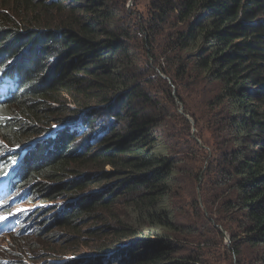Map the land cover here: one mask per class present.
<instances>
[{
	"label": "trees",
	"instance_id": "16d2710c",
	"mask_svg": "<svg viewBox=\"0 0 264 264\" xmlns=\"http://www.w3.org/2000/svg\"><path fill=\"white\" fill-rule=\"evenodd\" d=\"M149 1L153 22L148 35L155 41L166 33L172 35L170 44L173 41L177 50L184 52L183 69L188 70L194 59L200 69L220 81L228 109L237 115L239 139L223 155L226 172L220 178L214 173L216 186L225 188L209 219L223 223L240 264H264V0ZM20 4L30 6L29 23L18 17ZM11 5L14 7L8 9L13 13L4 10L0 14V49L14 56L17 44L26 53L20 68L25 93L6 105L0 134L16 145L54 124L65 125L56 138L59 152L47 155L50 149L42 144L28 162L25 183L36 184V201L56 200L58 193L79 195L67 199L70 218L60 220L63 229L73 226L72 221L81 213L107 208L113 201L134 205V216L150 218L129 225L119 222V239L132 237L125 242L133 244L129 247L125 243L122 251L128 254L134 249L129 255H135L142 244L146 249L136 255L141 259L136 264H183V260L172 258L182 239L180 223L171 207L162 208L176 167L164 155L166 145L152 147L148 130L152 120L146 114H134L128 133L115 140L103 136L98 151L85 152L87 147L78 142L80 134L92 132L87 130L98 123L99 117H110L101 116L99 107L88 109L89 87L104 92L103 96L95 92L97 103L111 97L117 104L123 103L136 95L135 80L127 78L117 64L128 55V47L121 39L125 33L117 24L116 8L108 0H12ZM51 64V72L42 75ZM63 91L75 95V109L66 106L73 101ZM246 137L249 143L244 141ZM75 144H80L76 151L72 149ZM61 177V184L41 183L47 178L61 182ZM112 179L114 184L107 185ZM96 182L101 184L96 186ZM151 208L154 212L159 208L160 214H153ZM109 215L115 217L112 212ZM145 228L161 234L155 240L139 238ZM5 257V264H11L12 257ZM69 264L82 261L71 260Z\"/></svg>",
	"mask_w": 264,
	"mask_h": 264
},
{
	"label": "rangeland",
	"instance_id": "374dc122",
	"mask_svg": "<svg viewBox=\"0 0 264 264\" xmlns=\"http://www.w3.org/2000/svg\"><path fill=\"white\" fill-rule=\"evenodd\" d=\"M11 2L12 0H0V14L4 10L10 11L8 7H14ZM108 2L110 6L116 8L117 24L122 25V31L125 33L121 39L128 47V55L121 57L117 64L127 74V78L135 80L133 89L136 95L134 99L123 103L117 104L114 97L109 101L97 103L95 92L101 96L104 92L99 88L90 90L89 87L86 95L88 109L96 110L99 107L101 116L110 114V117L104 119L99 117L98 123L87 130L92 132L80 134L78 142L87 147L85 152L90 149L98 151L103 136L104 138L113 136L111 140L122 138L128 133L134 114L140 113L139 116L146 114L152 120V125L148 127L153 137L152 147L157 143L166 145L164 155L176 167L174 180L169 179L170 190L162 205V208L171 207L177 218L176 222L180 223L182 239L172 258L183 260V264H240L223 223L209 219L214 215L213 210L218 208L225 188L216 186L214 173L220 178L226 172L223 155L231 151L239 139L235 126L237 115L228 109L225 88L220 81L214 80L200 69L194 59L189 62L188 70H184L186 60L184 59V63L181 64L184 52L177 50L173 41L170 44L172 35L166 33L163 38H157L156 41L148 35L150 32L148 26L153 22L150 14L152 5L149 0ZM29 9L30 6L19 5L17 14L22 22L31 21L32 12ZM48 14H51V9L48 10ZM14 47L16 48L14 56H17L21 48L18 45ZM46 74L47 72L43 75ZM118 89H120L118 93H121L122 89ZM73 92L75 93L76 89H73ZM63 94H66L70 101L75 97L74 94L67 95L69 94L67 91H63ZM257 104L260 103H255V106ZM66 106L75 109L77 103L73 101L66 103ZM55 107L58 108V104H55ZM108 107L112 110L109 111ZM54 126L57 128L59 125ZM55 127L52 126L50 130ZM248 140L249 137H246L244 141L249 143ZM79 147L80 144H75L72 149L76 151ZM59 179L61 182L58 179L47 178L41 183L51 186L64 182L63 177ZM99 184L101 183L96 182L94 185ZM113 184L112 179L107 185ZM56 196L57 200L63 203L68 202V198L79 197L72 193L65 196L58 193ZM210 202L213 205H210ZM145 207L141 208L146 210ZM134 209H136L134 205L123 203L122 200L113 201L107 208L101 207L88 215L81 213L72 221L73 226L66 229L60 228L61 221L51 223L49 215V223L46 225L41 223L48 222L45 218L35 221L34 211L31 221L34 231L28 236V240L20 242L17 239L13 243L6 238L0 240V255H10L13 262L18 264L22 259L28 260L25 254H30L32 264L57 262L69 264L71 260L80 259L82 262L86 261L84 264H136L141 260L136 258V255L142 253L146 247L139 244L138 252L130 256L129 253L134 249H128V254L127 250L122 249L127 243L125 240L132 237L121 240L116 233L121 221L129 225L150 218L144 215L134 216L137 212ZM151 210L155 215L160 214L159 208L155 212L154 209ZM47 212L48 210H45V214ZM111 212L115 215L114 218L109 215ZM208 220L212 222L211 225ZM142 231L143 235H139V238H149L148 240H155V237L161 234V231L154 228L150 230L145 228ZM118 240L121 241L117 242ZM112 243L116 245L101 251ZM131 243L129 241L127 245L130 247L133 245ZM15 251L20 254L17 255L18 252ZM21 251H25V254ZM121 252L125 253L122 255ZM248 254L246 252V255ZM168 263L167 261L166 264ZM245 264L250 263L246 261Z\"/></svg>",
	"mask_w": 264,
	"mask_h": 264
},
{
	"label": "clouds",
	"instance_id": "9594fccd",
	"mask_svg": "<svg viewBox=\"0 0 264 264\" xmlns=\"http://www.w3.org/2000/svg\"><path fill=\"white\" fill-rule=\"evenodd\" d=\"M3 50L0 49V122L3 121L6 115V113L4 114L6 105L25 93V81L20 73V68L25 60L26 53L21 48V52L19 51L17 56H8ZM52 67L53 64L43 74L51 72ZM54 125L53 127H55ZM64 126L59 125L51 130L46 129L40 134L41 136H34L16 145L10 144L7 138L0 134V207H3L0 209V217L6 218V220L0 221V240L6 238L11 240V243L17 239L20 242L27 241L28 236L34 231V226L31 222L34 211L36 212L35 221H38L39 218H46L49 223L50 218L51 223H56L63 218H69V210L66 209L69 201L66 203L57 199H38L36 201L37 199L33 196L36 184L25 183L28 162L32 159L33 153L42 144H46L50 149L47 155L59 152L56 138L58 137V130L64 128ZM28 198H32V200ZM19 202L28 204L20 205L18 204ZM48 205L51 208H48ZM45 210H48L46 214ZM41 223L45 224L44 222ZM21 253L25 254V251H21ZM25 255H27L28 260L22 259L20 264H32L30 262V254ZM2 257L4 256H1L0 263L5 264L7 259ZM12 259L11 264H18L14 263ZM51 264H58V262Z\"/></svg>",
	"mask_w": 264,
	"mask_h": 264
},
{
	"label": "snow or ice",
	"instance_id": "6c2138e0",
	"mask_svg": "<svg viewBox=\"0 0 264 264\" xmlns=\"http://www.w3.org/2000/svg\"><path fill=\"white\" fill-rule=\"evenodd\" d=\"M6 220L5 217H0V221Z\"/></svg>",
	"mask_w": 264,
	"mask_h": 264
}]
</instances>
